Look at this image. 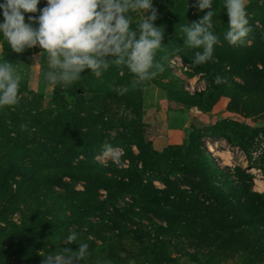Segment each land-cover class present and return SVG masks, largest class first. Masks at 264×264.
<instances>
[{"label":"rangeland","instance_id":"rangeland-1","mask_svg":"<svg viewBox=\"0 0 264 264\" xmlns=\"http://www.w3.org/2000/svg\"><path fill=\"white\" fill-rule=\"evenodd\" d=\"M2 3L4 0H0V4ZM195 4L196 0H153L159 13L155 25L164 28L163 47L156 50L154 63H161L164 70L135 88L131 87L135 75L126 65L115 64L100 77L91 73L90 69H85L81 73L82 77L69 86L51 84L45 79V73L50 70L47 53L39 60H33L32 57L42 51L38 45L16 53L8 45L3 33H0V53H9L22 61L21 68L14 71V74L21 77L18 103L0 106V161L3 160L8 166L19 164L30 167L39 174L47 175L48 172L63 171L65 167H76L78 160L83 161V155L79 154L75 142L77 139L88 145L100 143L93 156L96 162L111 161L119 163L121 167L127 166L132 156L138 154L139 148L159 151L170 147L167 154L158 161L154 174L166 176L174 182L175 189L168 196L170 202L178 203L181 198L183 202H188L185 206L175 204L182 207L170 211V214L176 215L175 219H180L176 223L181 228L165 234L162 240L166 243L156 242L151 234L138 233L130 236L112 228L114 226L111 219H117L132 228L134 224L127 221V214L136 217L140 212L143 213L141 209L138 210L141 205L134 203L127 194L117 198L115 208L106 205L101 213L97 211L96 214L87 216L88 223L68 225L64 237L59 239L54 236L56 241L51 242L49 237L38 244L27 246L23 244L22 229L43 218L47 224L55 225L54 217L59 205L64 204L66 199L57 196L61 192L55 185H50L51 190L44 191L41 179L33 183L35 180L23 179L18 174L11 175L9 172L5 176L6 165L0 166V264H40L43 254L61 250L62 247L57 246L56 242L65 244L64 240L71 231L77 233L78 243L86 242L90 246L91 256L82 264H97V260L103 259L110 260L112 264H264V257H253L250 254L246 245H249L252 233L243 229L244 223L255 221L251 219L257 215L261 223H264V199L256 210L248 203L243 204L244 209L230 207V210L221 204L215 205L213 197L207 191L200 187L194 188L196 182L192 184L193 177L183 169L185 164L193 165L201 158L198 153V144L201 142L211 164L231 172L230 187L239 185L240 190L232 193L233 199L242 202L246 190L261 193L264 189L258 190L254 181L258 178L264 183L260 171L263 164L260 157L264 152V92L261 89L264 77H252L255 69L261 68V62L257 58L264 57V51L259 56L254 55L259 52L260 39H264V0L246 2L251 31L243 45H231L224 39V33L229 27L224 0H212L216 13L212 20L213 31L219 36L220 42L214 46L215 60L200 65H194L192 61L195 52L202 51V48L195 49L184 44L186 37L181 31L182 25L197 21L208 11H199L193 6ZM45 6L47 0H40L37 13H23L25 22H28L29 16H38L40 9ZM129 15L134 27L143 19L144 10L131 11ZM3 22V12L0 10V23ZM215 72L222 76L220 83L231 80L249 84L243 89H237L240 99L237 105L230 104L226 88L222 91L211 89L214 83H219ZM122 86L129 88L123 96L142 113L146 111L145 113L136 115L123 103L104 95V91L118 92L117 89ZM178 90L183 92L178 98L198 106L197 115L193 117L194 124L189 126L187 135L176 127H171L174 132L168 134L165 140L162 138V126L167 113L165 108L178 109V106L184 105L174 101L173 96ZM221 119L240 124L237 130L241 137L249 140L245 148L229 144L217 132V128L208 129L216 120ZM174 123L179 124L180 120L177 119ZM21 124H26L27 130H22ZM168 124L172 125L171 122ZM192 127L198 128L199 132L193 135ZM221 127L222 125L218 129ZM195 136L198 140L194 139ZM185 139L187 144H183ZM207 142L213 145L216 152L228 153L227 164L222 163L220 155L208 149ZM106 143L116 145L108 147ZM258 147L261 149L254 155L253 151ZM84 170L87 168L81 167V171ZM216 176L221 178L220 174ZM63 179L68 180L66 176ZM84 184L85 181L79 178L73 184L74 189L82 191ZM151 184L157 189L164 188L157 179H152ZM96 193L97 199L102 200L105 191L98 188ZM193 200L202 203V206H213L209 207L211 213H207L204 208L205 214L225 218L215 227L207 226L204 218L198 224L194 219L201 216L202 211L197 212L201 206L192 207ZM147 214L164 224L165 219L158 212ZM189 214L193 215L190 217ZM186 218L185 222L183 219ZM141 221L147 223L144 218ZM36 229L32 231L34 236H45L51 230L49 227ZM226 229L228 230L225 231ZM230 231H240L238 233L241 236L230 234ZM192 233L200 237L205 234L208 237L213 234L222 236L211 244L220 254L209 262L200 259L197 254L192 255L196 250H205V244L199 245L200 248L196 245V238L193 240L189 235ZM187 239L191 243H187ZM203 239L205 242L210 241ZM203 239L201 238V243H204ZM102 242L104 246L96 248ZM74 244L70 247L77 250L78 244ZM183 250L191 255L186 257Z\"/></svg>","mask_w":264,"mask_h":264},{"label":"clouds","instance_id":"clouds-1","mask_svg":"<svg viewBox=\"0 0 264 264\" xmlns=\"http://www.w3.org/2000/svg\"><path fill=\"white\" fill-rule=\"evenodd\" d=\"M246 2L224 0L229 17L224 39L231 45H243L251 31ZM39 3L40 0H4L0 4L4 17L0 33L16 53L37 45L42 50L40 55L47 53L50 70L45 73V79L51 84L69 86L82 77L85 69L100 77L113 64L126 65L135 75L132 88L163 72L162 64L154 63L156 50L163 47L164 28L155 25L159 13L153 0H47L40 14L29 16L26 23L23 13H37ZM193 6L199 11H208L197 21L182 25L181 31L186 37L184 44L202 48L195 52L192 61L200 65L215 60L214 46L219 44L220 38L213 31L212 20L216 13L212 0H196ZM136 10H144V17L133 27L129 13ZM32 59L36 60V56ZM20 79L14 74L12 63L7 60L0 63V106L18 103ZM117 91L124 95L129 88L122 86ZM20 127L27 130L26 124ZM77 241V233L71 231L64 242L77 243L78 249L63 247L58 252L45 253L40 264H82L91 256L90 246ZM97 264L112 262L103 259L97 260Z\"/></svg>","mask_w":264,"mask_h":264},{"label":"trees","instance_id":"trees-1","mask_svg":"<svg viewBox=\"0 0 264 264\" xmlns=\"http://www.w3.org/2000/svg\"><path fill=\"white\" fill-rule=\"evenodd\" d=\"M260 40L261 42L258 44L259 52H256L254 54H257V56L263 54L264 51V39ZM257 60L261 62V68L260 70L255 69L256 71L252 75V77H254L255 79L257 76L264 77V57H258ZM214 75L216 77H219L220 79L222 77L217 72H215ZM220 79L219 83H214L211 86V89L222 91L226 88V94L230 98V104L237 105V103L240 102L239 96L237 94V89H243L249 84L247 82L243 84L236 83L231 80L230 82L228 80H225L223 83H220ZM261 89L264 92V82L261 85ZM181 94H183V92L178 90L176 95L173 96L174 101H178L184 104L182 105V107L192 116L197 115L196 110L198 106L192 103L183 102L180 98H178V96H180ZM104 95L108 98H113L123 103L128 108H131L136 115H140L146 112L143 111L142 113L137 106H135L131 101L127 100L123 95L118 94V92L106 90L104 91ZM185 105H187V108L185 107ZM221 125L222 127L218 129V127ZM239 126L240 124L237 122L221 119L218 121L216 120V122L210 125L208 129L215 130V128H217V132L222 135V137L225 138L229 144L237 145L238 147L243 149L245 148L249 140L241 137L240 132L237 130ZM191 132L194 135L195 133L199 132V129L192 127ZM194 139H197V137L195 136ZM75 142L78 146V150L80 151L79 154L81 156L83 155V161L78 160V165H76V167H65L63 171L59 170L48 172L47 175H43L34 171L30 167H25L19 164L8 166L3 160L0 161V166L6 165L4 172L5 176H7V174L10 172L11 175L18 174L23 179H27L30 181L35 180L33 183H37L41 179L44 191L51 190L50 185H55V187L60 190L59 192H61L57 193V196L60 199H66L63 201L64 204L60 203L59 205L58 211L54 217V221L56 222L55 225L47 224L46 220L43 218L41 221H33L31 226L28 225L26 226V228L22 229L21 235L23 236L24 245L30 246L32 243L38 244L45 239L47 240L49 237L50 239H52L50 240V242L54 240L56 241V239H54L53 237L58 236L59 239L62 238V236L64 237L68 225L73 223L77 225L85 224L86 222L88 223L86 219L87 216H92L96 214L97 211H100L101 213V210L106 205L115 208L114 204L116 203L117 198L127 194L132 197L134 203H138L141 205L140 207H138V210L141 209L143 213L140 212V214L136 217L135 215L127 214V221L134 224L132 228L130 227L131 225L126 226L124 225V223L118 222L119 220L117 219H111V222L114 226L112 228L116 229L117 232L123 231L128 233L130 236L138 233L142 235L151 234L152 238L156 242L166 243L164 240H162L163 236L168 233L176 232V230L181 228V226L176 223L180 219H175L176 215L170 214V211L174 208H176V210H179L180 207L187 205L188 202H183L181 198L178 203H175L181 204L182 206L180 207H177L175 204L170 202L168 196L169 194H172L173 189H175V187H173L175 185L174 182L168 180L166 176L154 174V170L158 165V161L160 160V158L164 157L167 154L170 147H165L159 151L150 148H139L138 154L132 156L127 166L121 167L119 163H114L111 161L105 163L96 162L93 159V156L97 152L100 143L88 145L87 143H85V141L80 139L75 140ZM187 143L188 141L187 139H185L183 144ZM115 145L116 144L106 143V146L108 147ZM198 149V153L201 155V158L195 161L193 165L185 164V166L183 167L185 173L193 177V181L191 183L194 184V182H196L195 185L197 186L194 185V188L200 187L201 189L207 191L213 197L215 205L221 204L229 210L230 207H239L240 209H244L243 204L246 203H248L247 205H251L256 210L258 208V204L263 203L264 189L261 193L253 192L249 189L246 190V195L242 202H240L238 199H233L232 193H236L238 190H240V187L236 184L230 187L231 172L226 170L223 171L218 168L217 165L211 164V161H209L208 158V153L205 152V149L203 148L201 142L198 144ZM260 158L262 159L263 163L260 166V171L264 179V152L261 154ZM184 159L186 158L184 157ZM138 161L140 162V164H138ZM67 166L69 165L67 164ZM81 167H86L87 170L81 171ZM217 174H220L221 178H217ZM63 176H66L68 180L63 179ZM79 178L85 181L84 189L82 191L75 190L73 185L75 180ZM152 179H157L162 182L164 188H154L151 184ZM98 188H102L105 191L102 200L97 199L96 190H98ZM192 199H194V197H192ZM187 201H189V199ZM194 205L199 206V208L201 206V208L197 210V212L202 211L201 216H197L194 219L198 221V224L201 218H204L205 224L207 226L215 227L220 224L225 218L221 215H216V217L214 218V215H207L203 212L204 208L206 209L207 213L210 212L209 207L213 208L212 205L202 206V203L196 200L194 201L192 207ZM130 208H133V205H130ZM150 212H158L165 219L164 224L162 225L157 220H155L153 215L147 214ZM262 213H264V210L262 211ZM189 215L191 217L193 214ZM143 218L147 220L146 224L141 221ZM259 218L260 217L258 215L257 217L254 216V219L251 220L255 221H249L247 223H244V225L242 224L244 226V230H246L248 233H252V236H249L250 238L252 237L249 241V245L246 246L250 250V254L253 255V257H264V223H261V220ZM183 220L186 222L187 218ZM41 227H49L51 228V230L45 236H34L32 234V231L37 230L36 228ZM228 229H230V227ZM228 229H226L225 231H227ZM238 232L240 231H234L230 234H237L241 236V234H239ZM189 235L192 236V239L196 238L195 240H193L198 242L196 244L198 247L201 244H205V250H196L192 253V255L197 254L200 259H204L205 262H209L210 260L218 256L217 254H220L218 253L217 248H214V246L211 244H213V241H215L218 237L222 236L218 234L213 236V234L211 237H208L205 234L200 237V235H196L195 233ZM201 238H206V240L210 241L205 242V239H203L204 243H201ZM186 241L187 243H191V241L188 239ZM56 243L57 246L62 248L70 246L72 247L73 245H75L74 243H72L71 245H68L66 243L62 245L59 242ZM103 246L104 242L96 245V248H101ZM182 253L186 257H189L191 255V253L184 250L182 251Z\"/></svg>","mask_w":264,"mask_h":264},{"label":"crops","instance_id":"crops-1","mask_svg":"<svg viewBox=\"0 0 264 264\" xmlns=\"http://www.w3.org/2000/svg\"><path fill=\"white\" fill-rule=\"evenodd\" d=\"M164 111L167 112V113L165 114V112H164L165 121L163 122L164 124L162 126V138L165 139V138H167L168 134L172 133L173 128L171 129V127H176L177 130H181L180 132H183V133H185L187 135V132L189 131V126L191 124H194V122H193V117L194 116H192L182 106H178V109L165 108ZM177 119L180 120L179 124H175L174 123V121L177 120ZM170 122L172 123L171 126H170V124H168Z\"/></svg>","mask_w":264,"mask_h":264},{"label":"water","instance_id":"water-1","mask_svg":"<svg viewBox=\"0 0 264 264\" xmlns=\"http://www.w3.org/2000/svg\"><path fill=\"white\" fill-rule=\"evenodd\" d=\"M40 53H41V51H39L35 54L36 60H39L42 57V55H40ZM5 60H7L9 63L13 64L14 71H17L21 68L20 66L22 64V61L14 58L9 53H0V63H3ZM77 92H78V90H77Z\"/></svg>","mask_w":264,"mask_h":264},{"label":"bare ground","instance_id":"bare-ground-1","mask_svg":"<svg viewBox=\"0 0 264 264\" xmlns=\"http://www.w3.org/2000/svg\"><path fill=\"white\" fill-rule=\"evenodd\" d=\"M211 145L212 144L210 142H207L208 149L211 150L212 152H216L215 149H214V147H213V145L212 146ZM216 153L218 155H220V157L222 158V160H223L222 163H226V164L228 163L229 156H228V153L227 152H225V151H217ZM254 181H255V184H256L258 190L263 189L264 183H263L262 180H260L258 178H255Z\"/></svg>","mask_w":264,"mask_h":264},{"label":"built area","instance_id":"built-area-1","mask_svg":"<svg viewBox=\"0 0 264 264\" xmlns=\"http://www.w3.org/2000/svg\"><path fill=\"white\" fill-rule=\"evenodd\" d=\"M262 146V145H261ZM261 149V147H258V149L256 148V150L253 151L254 155H257V153H259V150Z\"/></svg>","mask_w":264,"mask_h":264}]
</instances>
